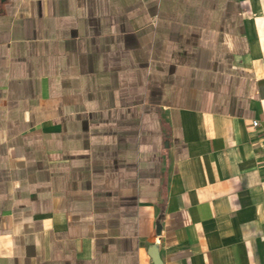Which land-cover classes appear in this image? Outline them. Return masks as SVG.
<instances>
[{
	"label": "crops",
	"instance_id": "crops-1",
	"mask_svg": "<svg viewBox=\"0 0 264 264\" xmlns=\"http://www.w3.org/2000/svg\"><path fill=\"white\" fill-rule=\"evenodd\" d=\"M154 257L264 264V0H0V264Z\"/></svg>",
	"mask_w": 264,
	"mask_h": 264
},
{
	"label": "water",
	"instance_id": "water-1",
	"mask_svg": "<svg viewBox=\"0 0 264 264\" xmlns=\"http://www.w3.org/2000/svg\"><path fill=\"white\" fill-rule=\"evenodd\" d=\"M154 263L155 264H161L160 261H159V259L157 257H154Z\"/></svg>",
	"mask_w": 264,
	"mask_h": 264
},
{
	"label": "built area",
	"instance_id": "built-area-1",
	"mask_svg": "<svg viewBox=\"0 0 264 264\" xmlns=\"http://www.w3.org/2000/svg\"><path fill=\"white\" fill-rule=\"evenodd\" d=\"M257 124H258L257 121H252V126L255 127V126H257Z\"/></svg>",
	"mask_w": 264,
	"mask_h": 264
}]
</instances>
